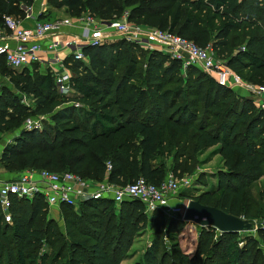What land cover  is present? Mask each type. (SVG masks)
Masks as SVG:
<instances>
[{"label": "trees", "instance_id": "16d2710c", "mask_svg": "<svg viewBox=\"0 0 264 264\" xmlns=\"http://www.w3.org/2000/svg\"><path fill=\"white\" fill-rule=\"evenodd\" d=\"M33 4L0 0V29H6V16L25 19V8ZM48 5L74 18L89 14L102 24L129 13L131 24L212 46L235 74L264 85V0H49ZM83 52L87 65L68 66L77 92L73 102L58 94L51 72L35 65L32 78L28 69L12 70L0 57V80L10 79L35 101L34 109L23 105L0 81V144L27 119L45 117L41 131L22 130L4 148L1 167L68 172L117 185L144 178L159 186L169 164L179 169L183 159L194 161L217 148L224 166L215 174L217 185L182 197L238 218L249 215L246 193L264 178V111L198 67H189L184 78L180 61L124 39ZM60 209L65 231L47 218L41 196L33 202L15 200L12 224L0 213V264H123L148 227L145 207L137 200L119 208L102 199L83 202L78 212L68 205ZM153 215L155 238L133 264H264L255 237H245L241 248L239 233L210 227L200 228L196 252L188 256L179 241L187 223L178 218L162 227L158 220L164 215ZM258 234L264 240V229Z\"/></svg>", "mask_w": 264, "mask_h": 264}, {"label": "built area", "instance_id": "2783aa9c", "mask_svg": "<svg viewBox=\"0 0 264 264\" xmlns=\"http://www.w3.org/2000/svg\"><path fill=\"white\" fill-rule=\"evenodd\" d=\"M25 13V19L20 21L11 16L5 17L6 29L5 31L0 29V39H3L0 41V57H4L7 66L15 71L24 69L31 71L35 65L47 61L53 66L52 75L55 78L56 90L59 95L64 97H69L75 92L74 75L68 67L70 65H66L65 60L59 55V50L68 48L74 62H86V60L88 62L83 50L86 47L102 46L103 40L108 38L110 32H117L127 42L141 45L148 51H157L153 45V42H156L161 45V53L163 52L172 60L182 63L184 72L189 67L196 66L215 79L222 87L230 88L241 83L240 77L224 61L217 59L212 46L202 48L193 41L170 31L131 24L129 13H125L121 19L105 24L91 15L85 14L79 18L69 16L56 21L37 20L31 26H23V22L34 17L32 7L25 8ZM74 23L82 25L83 33L66 45H63L60 40L52 41L47 47L48 57L43 61L40 57V53L43 51L42 43L46 39L61 34L64 27L72 26ZM100 25H104L105 30H100L98 28ZM11 42H15L16 45L12 47ZM241 86L256 93L260 107L264 111V85L243 84ZM80 106V104H76L77 108ZM43 120L45 117L29 118L24 122L23 130L41 131ZM111 170L112 165L108 163V173ZM192 186L191 178L179 181L168 177L159 186L149 183L144 178H139L133 183L119 186L111 184L108 179L95 182L68 172L27 170L15 180L0 181V213L6 223L12 224L11 209L15 200L33 202L38 196L43 197L50 209H60L62 206L68 205L74 207L77 212L80 210L81 204L87 200L110 199L116 208L126 201L137 200L143 203L148 215L161 211L170 220L180 218L184 221L190 201L184 200L182 193ZM259 229H264V224L260 228L257 227V230Z\"/></svg>", "mask_w": 264, "mask_h": 264}, {"label": "rangeland", "instance_id": "374dc122", "mask_svg": "<svg viewBox=\"0 0 264 264\" xmlns=\"http://www.w3.org/2000/svg\"><path fill=\"white\" fill-rule=\"evenodd\" d=\"M52 9L54 10L57 8L52 7ZM65 13L67 14L66 11H65ZM59 16H62V15L60 14ZM68 16H70V15H68ZM14 18L16 20H19V21L21 20V19H19V17H14ZM137 26H140V25H137ZM117 40L118 41L123 40V36L118 34L117 32H110V35L108 36V38L103 40L102 45L107 44V43L112 42V41H117ZM138 47L142 48V49L144 48L141 45H138ZM216 57L218 60L224 61V60L220 59L217 55H216ZM87 64H88V62L86 60L85 65H87ZM35 71H36L35 69L28 71L29 75L32 78H34L36 76ZM182 72L184 74L183 77L185 78L186 77L185 74L187 73V70H186V72H184L182 70ZM240 79H241V83L239 84V86H241L243 84L258 86V85H255L253 83L247 82L246 81L247 80L246 74L243 75L242 77H240ZM0 81L3 84H6L9 88H11L12 93L14 92V94L19 96L20 102H22L23 105L34 109V102L35 101H33L32 97L24 96L21 92L17 91L15 89L14 85L10 82V79L6 78V80H0ZM241 88H240L241 90H236L238 95L242 96L243 98L251 100L258 110H262L260 107V103H259V100H258L256 93L254 91H252L251 89H247V88L242 87V86H241ZM0 94H1V87H0ZM75 96H77L76 91L74 94H72L69 97H64V96H62V97L65 100H69V101L73 102V101H75V98H74ZM34 118H41V117H34ZM20 130L13 132V133H9L7 135H4V137L2 139H3V142L5 144L3 143L0 145V155L3 153L5 146H7L10 142H12L14 140V138L18 135ZM215 155H217V154H215V149H212V150L207 151L205 154L203 153V155L202 154L198 155V157H196V160H194V161H192V160L189 161L185 158V159H183V161H182L183 163H181V167L179 169L176 168L175 166H173L172 164H169L168 170H167V178L172 177V178L178 179L179 181H181L184 178H191L193 180V186L190 189L184 190L183 193L184 194L189 193L190 197L199 196V195L203 194V192H207L214 187L216 182L214 181V179H212V177L215 176V174L218 172L219 169L224 167L223 166V160L220 157H216ZM209 159H214V161L211 163H208ZM1 168L2 169H0V170H3L5 172V174L7 173V175H9V178L12 180L17 179L18 177H20L24 173V171H27V170H23L19 167H15L14 169H5L4 167H1ZM35 171H37V170H35ZM41 171H43V170H41ZM37 172H39V171H37ZM90 181H92V180H90ZM199 182L206 184V186L198 184ZM119 186H124V185H119ZM262 192H264V178L261 179L260 181L256 182L254 185L252 184V186L249 188V190L246 193V196H245L246 202H245L244 206H246V205L249 206V207H246V210L249 212V215L246 214V216L241 217V219L247 220V221H251L253 219L252 222L255 223V230L252 232H248V233L242 232V233L238 234V242H240L239 247H241V248L244 246V242H242L243 239L245 237L247 238V236H253L259 241L260 249H262L264 251V240L260 239V237H259L258 231L260 229L257 230V227L260 228L264 224V201L261 199V193ZM46 216L48 219L54 218L55 220H57L60 224V227L63 228L62 230H64L65 223L62 219L61 209H50V208H48ZM147 217H148V224H147L148 227L146 230H144L142 232L141 235H139L136 238L134 245L130 251V259L125 260L124 264H133L132 262H134V260H133L134 257L136 259L135 262L139 261L141 256L144 255L146 249L151 245L152 241L155 238L156 227L153 226L154 224H152V221H153V223L155 222L156 215H148ZM158 221H160V223L162 224V227H163L164 224H169V222L171 220L164 216V217H160ZM199 231H200V228L196 224H189L187 227H185V229L183 230V232L179 236V241H180V245L182 247V250L188 256H194V254L196 252L198 237H199V234H198ZM165 240H166V242H168L167 237H165ZM45 250L49 251V249H47V248H45Z\"/></svg>", "mask_w": 264, "mask_h": 264}, {"label": "crops", "instance_id": "0c3cea01", "mask_svg": "<svg viewBox=\"0 0 264 264\" xmlns=\"http://www.w3.org/2000/svg\"><path fill=\"white\" fill-rule=\"evenodd\" d=\"M48 1L49 0H34V4L32 6L33 8V14H34V17L33 19H30V20H26L25 22H23V26H31V24L33 23H36L37 20H41L39 19L40 16H43L45 19H42L41 21L43 22H47V21H56V20H63L65 18H68L69 16L65 13V9H52V7H49L48 5ZM56 11V12H55ZM64 11V12H63ZM62 15V16H59V15ZM98 28L100 30H105V26L103 25H100L98 26ZM3 31H5V29H2ZM9 33V32H8ZM83 33V27L81 24H77V23H74L72 26H67V27H64L62 29V33L61 34H58V35H55L53 36V38H49V39H46L43 43H42V46H43V51L40 53V57L43 61L46 60V58L48 57V54H47V47L50 45V43L52 41H55V40H60L62 42L63 45H66L68 44L69 42H71L75 37H78L80 36L81 34ZM0 41H3V39H0ZM11 45L12 47H14L16 44L15 42H11ZM153 45H155L156 47V50L158 52H161V45L156 43V42H153ZM163 53V52H162ZM59 55L65 60V64L66 65H70V67L72 66L73 64V58L71 56V51L68 49V48H63V49H60L59 50ZM39 66V68L41 69V72L44 73V74H47V72H51L52 73V70H53V66L51 64H49L47 61L45 62H42L40 64H37ZM231 89L233 90H241V86L239 85H234L232 87H230ZM241 88V89H240ZM75 93V92H74ZM73 93V94H74ZM34 101V100H33ZM34 108H35V102H34ZM4 142H2L3 144ZM5 144V143H4ZM1 145V144H0ZM6 147V146H5ZM212 149H215V151L217 150V148H211V149H208L207 151L209 150H212ZM206 151V152H207ZM205 152V153H206ZM204 153V154H205ZM203 155V154H202ZM216 157H220L221 158V155L217 154L215 155ZM222 159V158H221ZM214 159H209L208 163H211L213 162ZM0 169L1 168V165H0ZM220 170H224L223 168L219 169L218 171ZM212 179H214V181L216 182V184L214 186L217 185V178H216V175L212 177ZM8 180H12L9 178V175H7V173L5 174V172L3 170H0V181H8ZM190 189V188H189ZM184 200L185 198L182 197ZM189 224H194V223H187L186 224V227L189 225ZM199 234V232H198ZM130 259V257L128 258ZM127 260V259H126ZM134 262H135V257L133 258ZM132 262V263H134ZM124 264V262H123Z\"/></svg>", "mask_w": 264, "mask_h": 264}, {"label": "water", "instance_id": "95a60500", "mask_svg": "<svg viewBox=\"0 0 264 264\" xmlns=\"http://www.w3.org/2000/svg\"><path fill=\"white\" fill-rule=\"evenodd\" d=\"M184 222L194 223L199 228H214L218 233H248L254 229L253 222L229 215L215 207L203 205L196 200L189 202Z\"/></svg>", "mask_w": 264, "mask_h": 264}]
</instances>
